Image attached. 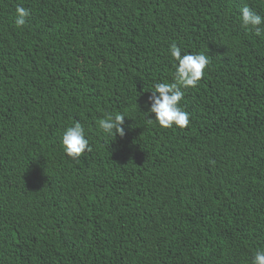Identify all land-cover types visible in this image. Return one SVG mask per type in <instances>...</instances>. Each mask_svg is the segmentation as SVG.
Returning a JSON list of instances; mask_svg holds the SVG:
<instances>
[{"label": "trees", "instance_id": "1", "mask_svg": "<svg viewBox=\"0 0 264 264\" xmlns=\"http://www.w3.org/2000/svg\"><path fill=\"white\" fill-rule=\"evenodd\" d=\"M245 3L264 17V0H0V264H252L264 38ZM173 42L211 60L181 89L183 129L146 113ZM116 112L126 135L106 139L96 121ZM76 121L92 150L73 159Z\"/></svg>", "mask_w": 264, "mask_h": 264}, {"label": "clouds", "instance_id": "2", "mask_svg": "<svg viewBox=\"0 0 264 264\" xmlns=\"http://www.w3.org/2000/svg\"><path fill=\"white\" fill-rule=\"evenodd\" d=\"M30 10L23 6H17L15 24L18 27L24 26L26 17L30 15ZM241 25L245 28L251 27L256 35L264 38V29L260 25L264 24V17L253 11L247 3L240 10ZM170 55L176 62L172 83L157 82L153 85L151 95L146 103L148 115L155 114L154 120L163 128H170L173 125L183 129L189 124V114L182 110L181 101L183 99L182 88L196 87L198 82L205 75L211 60L201 53L185 52L182 55V48L173 42L170 45ZM130 117L126 112L107 113L103 118L96 121L97 129L105 135V138H116L117 135L124 137L125 117ZM152 122V118H149ZM113 139V140H114ZM61 143L67 156L78 159L83 153L90 152L91 145L86 135V129L81 122L76 121L62 133ZM87 150V151H86ZM252 264H264V249H258L253 255Z\"/></svg>", "mask_w": 264, "mask_h": 264}]
</instances>
